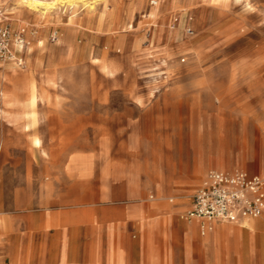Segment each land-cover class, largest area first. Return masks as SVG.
<instances>
[{
	"label": "rangeland",
	"instance_id": "374dc122",
	"mask_svg": "<svg viewBox=\"0 0 264 264\" xmlns=\"http://www.w3.org/2000/svg\"><path fill=\"white\" fill-rule=\"evenodd\" d=\"M41 1L0 0L28 41L23 64L0 59V224L56 215L45 234L8 228L0 264H264V213L203 246L176 218L93 232L97 212L135 201L147 221L161 204L188 221L212 170L264 176V0Z\"/></svg>",
	"mask_w": 264,
	"mask_h": 264
},
{
	"label": "built area",
	"instance_id": "2783aa9c",
	"mask_svg": "<svg viewBox=\"0 0 264 264\" xmlns=\"http://www.w3.org/2000/svg\"><path fill=\"white\" fill-rule=\"evenodd\" d=\"M24 32L25 29L15 31L11 28L0 2V59L24 63L21 54L28 44ZM263 213V177L244 170H212L192 195L191 206L183 217L200 220V231L206 234L217 222H239Z\"/></svg>",
	"mask_w": 264,
	"mask_h": 264
},
{
	"label": "crops",
	"instance_id": "0c3cea01",
	"mask_svg": "<svg viewBox=\"0 0 264 264\" xmlns=\"http://www.w3.org/2000/svg\"><path fill=\"white\" fill-rule=\"evenodd\" d=\"M139 170H142V167H139ZM205 172V166H201L199 169L195 170V174L190 178V180L192 181V183L196 184L199 183V181L201 180V178L203 177ZM254 175H259L261 177L264 178V176H262L259 173H252ZM129 183H128V190H127V194L131 197V196H138L140 197L141 195H143L144 190L147 187V179L146 178H142L140 177H136V176H132L128 178ZM188 189L184 190L182 188L178 189V192H183V191H187ZM100 193L105 195H108L109 192L107 191V188L105 186H101L100 187ZM104 198V197H102ZM191 201L192 198L190 200L189 206L188 208L191 206ZM151 207H153L152 205L142 202V201H135V202H131L128 203L124 206H120V207H107L105 210H107L106 214L104 212H97L95 214V219L97 220L96 225L93 227V232H94V236L96 238V242L97 245L99 244L98 242V238L102 237L103 235H106L109 237V235L112 233H114V225L113 222L114 221V216H120L122 220V222L127 223V222H131L132 220H137L139 223H141V226H139L138 228L141 229H145V235H151L152 229H154V227L159 226L162 223V218H166L167 217L169 219H174L176 218V222L178 225V229H182L184 230V234H185V238L186 241L189 242L190 238L195 239L198 245H207L210 242L215 241L216 239H218L224 232L228 231L232 226L227 225L226 223H222V222H217L215 224V230L211 233V238L210 240H208V236H209V232L206 234H202L200 231V220L198 219H187L183 216H181L182 219H186L188 221H184V220H180L179 217L177 216L180 209L183 208L182 205H169V204H161L158 205L156 207H158L157 209H155L158 213L157 215H154L153 218H151L150 220H146L145 215L147 212H149L151 210ZM187 208V209H188ZM186 209V210H187ZM104 210V209H103ZM183 211L184 212L186 211ZM116 212V213H114ZM53 215L55 216L56 214L52 211L50 212H45L43 214H41L40 218L38 219V221H28L27 223H24L20 220L18 221H14L13 223L9 224L8 223H4L0 224V231L2 232L1 236H0V244H3L5 242H8V240L5 238V236H3L4 232H6V230L8 228L11 229V233L13 232H18V231H22V230H26L28 235H33L36 234L40 231H42L43 234H45L46 229H48V225L51 224V218L53 217ZM73 218H75L74 214H71ZM50 220V221H49ZM246 219L241 220V225L244 226H249V227H253L254 225H257L259 223H257L256 221H245ZM240 222V221H239ZM123 223V224H124ZM75 226H72V229H74ZM50 229V228H49ZM197 229L199 231V233L201 235H205L202 239L199 240V238L197 237ZM223 230V231H222ZM49 233H51V231L49 230ZM216 233H218L216 235ZM60 231L56 230L55 231V236L59 235ZM215 234V236H214ZM113 250V246L111 244V242H109V240L107 241V251ZM55 257L58 260H63V258H69V257H73L71 255H68L65 251L59 249L57 251V254L55 255ZM44 259H47L48 256L46 254L43 255Z\"/></svg>",
	"mask_w": 264,
	"mask_h": 264
},
{
	"label": "bare ground",
	"instance_id": "6f19581e",
	"mask_svg": "<svg viewBox=\"0 0 264 264\" xmlns=\"http://www.w3.org/2000/svg\"><path fill=\"white\" fill-rule=\"evenodd\" d=\"M22 2L25 3L29 8H34L36 6L44 4V2H42L41 0H22Z\"/></svg>",
	"mask_w": 264,
	"mask_h": 264
}]
</instances>
